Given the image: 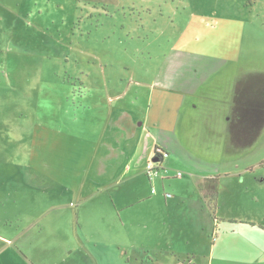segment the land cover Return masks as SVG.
<instances>
[{
	"label": "rangeland",
	"instance_id": "1",
	"mask_svg": "<svg viewBox=\"0 0 264 264\" xmlns=\"http://www.w3.org/2000/svg\"><path fill=\"white\" fill-rule=\"evenodd\" d=\"M199 15L215 18L208 29ZM216 40L227 51L238 44L239 61L199 53ZM189 79L206 81L213 99L199 97L194 118L174 114L181 102L170 96L186 103ZM252 80L262 113L249 104L246 121L258 137L245 145L249 131L237 147L226 135L234 88ZM153 94L163 99L151 103ZM118 104L149 106V121L170 129L161 140L175 146L156 177L145 172L139 198L128 183L99 194L88 183L90 199L76 200V189L50 184L49 161L29 167L38 125L95 137ZM211 117L214 130L195 120ZM206 185L217 190L211 200L200 199ZM262 219L264 0H0V264H187L184 239L205 253L226 231L216 255L223 241L238 245L234 235L249 248L250 230L237 229Z\"/></svg>",
	"mask_w": 264,
	"mask_h": 264
},
{
	"label": "crops",
	"instance_id": "2",
	"mask_svg": "<svg viewBox=\"0 0 264 264\" xmlns=\"http://www.w3.org/2000/svg\"><path fill=\"white\" fill-rule=\"evenodd\" d=\"M191 16L194 17L195 15ZM199 17L200 19H205L204 22L206 24L204 26L206 29L209 28L207 25L208 21L215 19L212 16L199 15ZM191 36L193 38L191 42L196 44H200V41L203 39L193 33ZM228 47V44L220 43L218 40L214 43L205 42L201 43L199 53L209 55L214 59L219 57L220 60L229 63H234L233 61L236 58L239 61L240 50L238 44L234 51L232 49L227 51ZM207 49H209L210 53L205 52ZM206 88V81L194 85L192 79H189L188 84L183 89L189 96V100L186 103L184 102L185 98L179 101L176 97L170 95L171 101L181 102L178 104L179 107L175 104L174 108L176 109H174V114L181 112L183 109L187 115L194 118V111H196L194 103L199 97L205 101L213 100L206 93ZM199 90L201 91L198 92ZM154 96L155 94L150 97H153L151 103L163 99L162 97ZM130 106L131 104L126 106L118 104L112 107L108 114L109 118L105 121L103 131L95 137H83L75 132L62 130L60 127L52 126L46 122L43 125H38L36 127L37 133L35 129L33 132V144L29 153V167L35 172L36 169L41 172L37 168V159L49 161L51 164L49 170L51 171H47V173L52 178L49 180L51 181L50 184L53 183L58 186L63 185L68 189H76V191L71 190V193L74 196L76 195V200L80 196V200L90 199L87 197L90 196L91 192H86L84 188L88 183L93 186L90 189L96 191L99 189L96 192L98 194L100 191L108 192L107 190L104 191L103 188L110 190L111 188H115V186L120 187L121 183H128L127 187L129 192H131V196L133 198L138 196L139 198L146 186V179L143 178L145 167L147 163L154 162L155 147H160L167 153H171L175 146H169L168 142L161 140L163 134H170L166 130L168 129L169 131L170 129L168 127H158L156 123L149 121V106L146 107L145 104V111L139 110L137 107L135 108L136 111H133V108ZM195 120L202 124V121L208 122L213 125V130L217 128L215 126V117H211L210 120L208 118H195ZM173 124L174 120L170 125L171 128ZM179 124V120L175 121V126L178 129ZM228 130L229 125L227 120L226 135L228 134ZM220 136L221 134H219V138ZM223 138L226 137L223 136ZM42 150L45 152L43 158L39 154ZM215 189L213 190L212 186L209 185L202 187L199 193L200 199L202 198L201 196H208V191L211 192V198H214L213 195L217 191ZM107 197L110 199V205L115 209L119 204L112 197V194H108ZM132 197L129 196L126 199H131ZM211 198L208 200H211ZM158 200V197H156L155 203ZM208 200L206 199V201ZM134 202L135 200L120 203L121 209L131 207ZM257 222L254 224L250 223L249 228L244 225L237 229L238 231L243 230L246 234L250 230V235H252L253 239L250 240L251 247L249 248L246 247V241L242 239L240 234L234 235L233 241H238V245L224 244L223 241L219 245V254L216 255L215 248L222 241V236H226L227 232L225 231L213 236L214 241H212L213 243L205 253L200 252L198 247H195L196 250H190V240L184 239L186 252L179 253L182 255L180 257H187V264H196V258H202L203 264H264V219ZM219 226V224L214 226V231H219ZM232 232H235V229Z\"/></svg>",
	"mask_w": 264,
	"mask_h": 264
},
{
	"label": "trees",
	"instance_id": "3",
	"mask_svg": "<svg viewBox=\"0 0 264 264\" xmlns=\"http://www.w3.org/2000/svg\"><path fill=\"white\" fill-rule=\"evenodd\" d=\"M256 86V82L253 80L245 83L240 81L236 83L234 88L231 112L228 118V125L230 141L234 143V145L237 147H241L242 145H244L242 144L244 136L249 131L251 133L253 131V135L251 137V140L249 139V141H247L245 145H252L258 137L257 131L255 132L254 129L252 130L247 125L246 121V115L248 114L249 104L252 111L256 113H262L261 105L258 104L259 98L256 96V93H258V89L256 88ZM159 148L160 147H155V154ZM147 177L149 178L148 175ZM149 180L151 179L149 178Z\"/></svg>",
	"mask_w": 264,
	"mask_h": 264
},
{
	"label": "built area",
	"instance_id": "4",
	"mask_svg": "<svg viewBox=\"0 0 264 264\" xmlns=\"http://www.w3.org/2000/svg\"><path fill=\"white\" fill-rule=\"evenodd\" d=\"M156 154H155V156L159 159V162H157V163L162 162L164 159H166L168 157L167 152L165 150H163L162 148H159L156 151ZM157 163H155V162H149L146 165L145 170H146V173H147V175L149 176L150 179H152L153 177H156L157 174H158V173H156L157 172V169L155 168V166H156ZM159 172H160V169H159Z\"/></svg>",
	"mask_w": 264,
	"mask_h": 264
},
{
	"label": "water",
	"instance_id": "5",
	"mask_svg": "<svg viewBox=\"0 0 264 264\" xmlns=\"http://www.w3.org/2000/svg\"><path fill=\"white\" fill-rule=\"evenodd\" d=\"M159 161V159H157V158H154V162H158Z\"/></svg>",
	"mask_w": 264,
	"mask_h": 264
}]
</instances>
